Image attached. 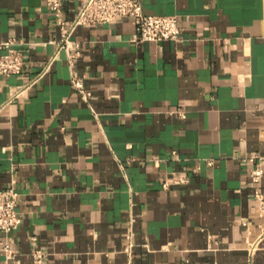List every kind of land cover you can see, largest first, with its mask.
I'll return each mask as SVG.
<instances>
[{
	"label": "crops",
	"instance_id": "obj_1",
	"mask_svg": "<svg viewBox=\"0 0 264 264\" xmlns=\"http://www.w3.org/2000/svg\"><path fill=\"white\" fill-rule=\"evenodd\" d=\"M141 2L180 39L135 42L125 17L67 50L45 0H0V43L26 59L0 75V190L22 218L0 264H127L130 240L135 264H264V0Z\"/></svg>",
	"mask_w": 264,
	"mask_h": 264
},
{
	"label": "built area",
	"instance_id": "obj_2",
	"mask_svg": "<svg viewBox=\"0 0 264 264\" xmlns=\"http://www.w3.org/2000/svg\"><path fill=\"white\" fill-rule=\"evenodd\" d=\"M46 5L56 18V23L61 30L60 48L71 49V36L79 25H98L116 21L125 17L134 19L136 33L133 36L135 42L152 41L162 42L167 40H178L181 37L182 28L179 19L175 15L147 14L144 12L141 0H83L81 8L71 22H67L63 17L64 0H45ZM16 40L11 38L0 43V49L5 52L0 53V75L10 76L21 74L26 66L25 54L23 51L14 47ZM47 64L42 76L49 68ZM37 77V78H38ZM85 75H72L73 86L80 92L85 100L91 97L92 92L85 86ZM22 90L17 92L19 95ZM177 112L186 117L185 112L178 108ZM252 160L258 159L260 164L251 170V178L258 182L263 174L264 155H253ZM212 164V160L208 161ZM186 182L185 176L176 178L175 176H165L164 187L168 188L175 182ZM259 195V194H258ZM18 192L13 188L0 190V231L4 233V238L0 240V255L10 256L14 252L11 241V232L17 229L22 218L17 209ZM133 242L130 240L125 246L128 254L127 264H135L133 259ZM34 264H45V253L41 250L33 252Z\"/></svg>",
	"mask_w": 264,
	"mask_h": 264
}]
</instances>
